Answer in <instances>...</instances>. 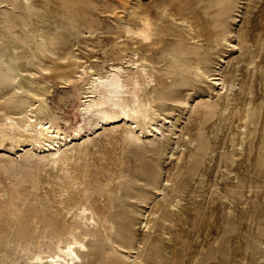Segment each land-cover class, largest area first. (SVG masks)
<instances>
[{"label":"rangeland","instance_id":"374dc122","mask_svg":"<svg viewBox=\"0 0 264 264\" xmlns=\"http://www.w3.org/2000/svg\"><path fill=\"white\" fill-rule=\"evenodd\" d=\"M86 3L89 7H85L88 10L85 14L86 9L83 11L82 6ZM199 3V0H83L76 10L84 13L87 23L69 18L71 27H63L60 31L71 36L74 55L80 52L79 45L86 44L90 53L97 51L98 61L94 62L100 65L105 54L111 51L108 46L130 22L129 18H124L133 10L150 18V30L155 33L153 38L167 30L165 37L172 40L182 38L183 26L172 20L169 11L174 16L195 20ZM6 5L1 3L2 10ZM224 6L226 10L219 23L223 31H231L234 35L232 43L240 45V33H248L251 26L260 24V20L264 32V0H224L221 7ZM206 9L208 13L212 12L208 10L207 1ZM135 22L138 21L131 24ZM125 35L126 32L117 40L116 47L122 46ZM166 47L178 53L185 51L168 40ZM112 52L114 57L115 50ZM240 53L238 49L217 48L211 51L208 63L211 70L221 65L228 79L233 67L240 68L234 86L235 95L248 93L247 82L254 83L256 74V69H244L243 60L236 62ZM152 57L159 66L166 64L161 60L162 55L154 54L149 58ZM257 57L258 62L263 60L261 56ZM174 81L173 76L168 78V82ZM20 83L21 77L18 79ZM259 87L255 97L253 90L249 93L250 103L246 109L234 110V98L223 109L212 85L200 82L176 85L181 92L179 100L166 110L180 136L175 134L158 146V157L152 164L159 173V188L162 189L165 180H169L171 200L181 198L178 203L181 211L166 224L161 219L150 220V229H147L141 221L151 208L136 202L130 218L132 230L123 241L128 248L126 252L117 250V244L112 242L114 230L112 234L103 231L98 221L95 226L71 225L74 230L79 229L75 236L85 239L88 244L83 264H111L114 260L107 261L105 256L113 254L120 258L117 264H264V87L261 84ZM59 92L64 93L60 89L50 94L48 105L64 107L59 115L75 125L77 107L73 99L60 102ZM186 103L199 104L206 114L195 121L193 109ZM61 122L63 127L68 125ZM101 131L95 133L94 143L86 148L88 154H84L80 161L70 158L66 163L54 164L51 158L40 152L22 150L18 156L0 152V264H23V249H38L48 238L56 237V232L63 235L68 223L57 209V202L75 188L71 177L74 168L83 169L82 177L88 181L89 189H97L102 182L111 189L117 186V179L136 183L133 179L136 177L130 174L133 175L137 168V156L146 153L150 146L145 144L143 147L126 137L99 135ZM201 142L200 150L198 145ZM114 175L119 177L113 180ZM63 186L66 189L60 190ZM178 187L182 188L176 191ZM54 189L59 190L53 194ZM152 195L155 194L147 197L150 201ZM96 199L91 194L85 204L93 209L90 203ZM96 220H99L97 215ZM112 223L114 227L118 226L117 222ZM98 239L104 246L101 254L90 245L91 241ZM154 242L157 244L153 245Z\"/></svg>","mask_w":264,"mask_h":264},{"label":"bare ground","instance_id":"6f19581e","mask_svg":"<svg viewBox=\"0 0 264 264\" xmlns=\"http://www.w3.org/2000/svg\"><path fill=\"white\" fill-rule=\"evenodd\" d=\"M82 1L0 0V152H11L14 156L20 155L22 150L40 152L51 158L54 164L59 161L66 163L70 158L80 161L84 154H88L86 148L94 143V135L100 129L99 135L126 137L143 147L145 144L150 147H147L146 153L137 156V168L133 175L130 174L136 177L133 178L136 183L126 179L119 181V176L114 175L116 187L110 189L102 182L97 189H89L88 181L82 177L83 169L74 168L71 177L75 188L57 202V209L64 216L68 228L63 230V235L59 234L60 231L56 232V237L48 238L38 249H23V264H83V258L88 254L84 252L88 244L85 239L75 236L78 228L74 230L71 225L95 226L97 221L101 223L103 231L112 234L114 230L112 242L117 244V250L128 251L123 241L132 230L130 218L136 202L151 208L141 221L147 229H150V220L157 218L166 224L181 211L178 207L181 198L171 200L169 180L164 179L162 189L159 188V173L152 164L158 157V146L165 144L175 134L176 137L180 136L166 110L179 100L181 92L175 88L176 85L193 82L212 85L224 105L223 109L234 98V110L246 109L251 90L255 97L259 93V85L264 87L262 20L260 24L251 26L248 33H240V45L232 43L231 37L234 35L231 31H223L219 23L226 10V6L221 7L224 0H199L200 9L195 20L174 16L169 11L172 20L183 26L182 38L172 40L165 37L167 30L153 38L155 33L150 30V18L146 14L139 15L131 8L133 12L124 18H129L130 22L121 31L123 34L119 31L121 34L118 33L116 40L108 46L111 51L105 54L106 58L102 60L103 63L100 61V65L94 62L98 61L97 51L90 53L86 44L79 45L80 52L74 55L71 36L60 31L70 26L69 18L87 23L84 13L76 10ZM206 1L211 13L206 9ZM4 2L7 5L2 10L1 3ZM85 7H89L87 3L82 6L83 11ZM131 21L139 23H133L134 26ZM125 32L122 46L116 47L117 40ZM167 40L185 51L178 53L165 48ZM217 48L238 49L241 53L236 62L243 60L245 70L249 67L256 69L254 83L247 82L248 93L235 95L239 67L231 69L230 79L221 70V65L215 70L209 68L211 51ZM112 50H115L114 57ZM246 51L249 53L246 54ZM154 54L162 55L161 60L166 63L164 67L153 61V57L149 58ZM257 56L263 60L258 62ZM170 76L175 78L174 82H168ZM20 77L22 83L18 84ZM60 89L64 92H59L60 102L73 99L77 107L75 125L67 117L59 115L64 107L48 105L50 94ZM232 94L235 97H231ZM187 105L193 109L195 121L206 114L199 104ZM61 121L68 125L63 127ZM83 131L86 133L83 134ZM78 136L82 137L77 139ZM258 154L261 155V150ZM181 188L178 187L176 191ZM64 189L65 186L60 190ZM58 190L54 189L53 194ZM91 194L97 198L90 205L96 210L99 220H96L94 210L85 204ZM149 194H155L152 201L147 198ZM112 222H117L118 226L114 227ZM91 244L96 253L103 252L101 239L91 241ZM105 259L114 260L111 264L120 261L116 254L105 256Z\"/></svg>","mask_w":264,"mask_h":264}]
</instances>
